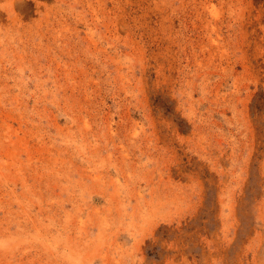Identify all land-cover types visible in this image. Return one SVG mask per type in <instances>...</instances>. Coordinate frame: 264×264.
<instances>
[{
    "label": "rangeland",
    "instance_id": "1",
    "mask_svg": "<svg viewBox=\"0 0 264 264\" xmlns=\"http://www.w3.org/2000/svg\"><path fill=\"white\" fill-rule=\"evenodd\" d=\"M0 264H264V0H0Z\"/></svg>",
    "mask_w": 264,
    "mask_h": 264
}]
</instances>
